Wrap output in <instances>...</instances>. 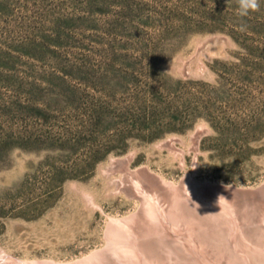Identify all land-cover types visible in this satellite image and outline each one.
I'll return each mask as SVG.
<instances>
[{
    "label": "rangeland",
    "instance_id": "obj_1",
    "mask_svg": "<svg viewBox=\"0 0 264 264\" xmlns=\"http://www.w3.org/2000/svg\"><path fill=\"white\" fill-rule=\"evenodd\" d=\"M218 13L222 15L216 20ZM182 22L189 24L188 29H181ZM210 37L220 39L210 41ZM137 38L175 44L174 57L163 67L175 78L214 85L221 75L224 90L237 101L234 110H228L232 116L244 120L264 109V6L241 16L232 0L220 6L209 0H0V249L7 257L67 264L120 248L124 239L115 233L120 226L112 225L111 218L135 221L143 204L118 188L120 172L102 171L111 158L133 153L132 169L145 167L175 186L187 176L190 182L241 189L264 184V131L238 163L232 157L238 148L208 140L214 131L203 119L185 133L168 134L152 143L130 141L129 149L119 154L104 155L103 134L96 140L75 137L86 119L87 102L102 96L103 86L94 72H105L104 58L123 52L118 45ZM256 63L261 66L254 71ZM77 88L80 94L73 92ZM202 92L200 87L191 88L194 95ZM198 126L205 128L192 140ZM173 136L180 138L175 144L182 155L154 147ZM206 198L209 209L223 215L222 200ZM254 202L264 207V196ZM244 204H238V222L235 215L234 220L218 215L213 230L203 231L206 241L218 231L216 237L230 240L231 247L236 244L228 250L233 264H253L254 238L243 232L261 223L259 212ZM186 220L176 217L169 226L179 257L163 262L150 259V264H226L209 256L200 225L190 226ZM215 223L220 227L215 228ZM146 228L142 223L134 225L140 242L148 239ZM100 262L93 261L104 260Z\"/></svg>",
    "mask_w": 264,
    "mask_h": 264
},
{
    "label": "trees",
    "instance_id": "obj_2",
    "mask_svg": "<svg viewBox=\"0 0 264 264\" xmlns=\"http://www.w3.org/2000/svg\"><path fill=\"white\" fill-rule=\"evenodd\" d=\"M209 1L220 6L224 0ZM232 1L238 6V0ZM259 4L260 9L264 0H259ZM221 15L218 13L214 18L219 20ZM180 27L186 30L189 24L182 22ZM232 38L240 44L237 38ZM171 43L163 39H129L118 45L123 52L106 56L101 63L106 67L105 72H94L103 86L102 96L87 102L86 119L75 137L88 135L96 140V136L103 134L106 142L100 147H104V155L119 154L129 149L130 141L152 143L168 134L185 133L203 119L214 131L208 140L218 146L237 147L238 152L232 154L233 163L240 162L249 154L250 144L264 131V109L242 120L232 116L234 113L229 114L228 110H234L237 101L224 90L221 75L212 85L178 79L164 72L163 67L177 50ZM253 65L254 71L260 69V63ZM192 87L202 88V94H192ZM208 89L210 93L206 92ZM73 92L80 94L81 91L77 88ZM218 104L221 105L218 107ZM97 152L92 151L91 155Z\"/></svg>",
    "mask_w": 264,
    "mask_h": 264
},
{
    "label": "bare ground",
    "instance_id": "obj_3",
    "mask_svg": "<svg viewBox=\"0 0 264 264\" xmlns=\"http://www.w3.org/2000/svg\"><path fill=\"white\" fill-rule=\"evenodd\" d=\"M219 39H220L219 37H210L208 40L216 41ZM204 128H205V126H198L196 128V130L191 135L192 140H195L197 137H199V135L201 134V130ZM191 136H190V138H191ZM176 140H180V138H178L177 136H175V137L173 136L172 138H168V139H166L160 143L158 142V144H156L154 147H157L160 149H167V150H170V151H173L177 154L182 155V151L180 150L181 148L179 149L178 147H176V144H175ZM196 146H197V143L194 144L195 148H196ZM133 157H134L133 153H131V154L129 153L128 155L123 156V157L111 158L110 163L102 171H104V173L106 175H113L117 172L121 173L120 177H118V179H117L118 188L122 192H125L127 195H130L131 197L140 198L142 201V204H143V208L141 209V210H143V213L138 214L135 217V221H133L132 219H129V218H125V217H124L125 219L121 218V220L111 218V220H112L111 224L112 225H115L116 227L120 226V228H118V230L114 229L115 233L118 234L119 238L121 237V239L122 238L124 239L123 244L120 248H114L111 250L110 253H106L103 256L101 255V253H99L101 251H99L91 257H87V258L85 257L86 259H84V260H82L83 259L82 258L81 259L82 261L78 260V262H76V263H74V261H73V263H67V264H94L93 263L94 259L101 260L100 263H102L104 260V263H102V264H150L151 261H153V262H155V261L161 262L162 261L163 262V260L164 261H166V260L170 261V259L171 260L173 258L176 259L177 257H179L178 255L180 254V252H179L180 249L175 245L176 242L174 240H172L170 232H169V226L172 224V220H174L176 217H180L182 219L184 218V219L190 220L192 223V224H190V226L193 225V223H198L201 227L200 229L202 230V232L200 231V229H198L197 232L200 231L202 233V235H201L202 239L201 238L200 239L203 242H205L207 244L206 246L210 249L209 252L211 254L209 256L211 258L216 257L217 261L220 263L226 262V264H233V262L231 261V259L233 257L230 256V253H228V250L230 251L233 246H236V244H234L231 247L228 245L229 243L227 244V242L230 240L225 242V241H222V238L220 236L216 237V235L219 233L218 231H214L210 235V242L208 241L209 239L206 241L205 235L203 236V231L213 230V228L211 226L214 225L213 222L215 221V218L218 219L219 218L218 215H222L221 213L214 212L213 211L214 207H212V210L209 209V206H208L209 204L208 205L206 204V202H208L209 200H207L206 196L209 198H211V197L212 198L213 197L219 198L222 196L220 198L222 200L221 201L222 205L220 207L223 208V210H224L222 216L224 217V215H228L230 217L229 218L227 216L229 219L234 220V218H235L237 220V222L239 219V217H238L239 214H238V210H237L239 207L238 206L239 203L240 204L245 203L249 207H252V209L254 208L256 211L259 212L260 217H261L260 225L257 226V228L254 230H245V231L243 230L244 231L243 234L248 235V236H252L254 238V241H253L254 246L252 245L254 248H252L253 250L250 251V254H251L250 258L252 260V263L253 264H264V225H262V223H264V207H262L261 205H258L254 202V201H256L257 197L260 194L264 196V184L260 185L259 187L255 188V189H253V188L252 189L251 188L250 189H241V187L240 188L231 187V185L226 186V185L218 184V183H209V182L204 183L203 182L204 184L203 183L200 184L199 182L198 183L192 182V181L190 182L189 178H191V176H187L185 179H183V183H181V184L179 183L180 185H178V183H177L178 186L177 185L175 186V185H171L169 183H166L165 181L162 182L159 178L160 176L159 177L156 176L154 173H152L149 169H147L145 167H141V168L139 167L137 169H132L130 167V164H131ZM87 197H88L89 202L92 203L93 199L90 198L89 196H87ZM200 201L204 202V204H202ZM217 201H219V200H217ZM214 204L215 203H212L210 201L211 206H215ZM219 204H221V203H219ZM249 207H247V208H249ZM176 212L178 214H180V216H176ZM219 212H221V211L219 210ZM242 213H244V212L242 211ZM234 215H235V217H234ZM244 217H246V216H244ZM188 220H186V221H188ZM138 223L139 224L142 223V224L147 225V228L145 231L147 234H149V236H146V237H148V239L146 238L147 240H145L144 242H140L137 239L139 233L136 231L137 228L134 229V225H136ZM215 224H217V223H215ZM188 225H189V222H188ZM219 225L217 227H215V226H213V227L218 228V227H220ZM230 226H231V224H230ZM234 226H236V225H234ZM239 227H242V225L240 224ZM236 228H237V226H236ZM236 228H234V229H236ZM228 229L229 228H227V230ZM214 230H216V229H214ZM217 230H219V229H217ZM221 231H222V229H221ZM238 232L240 233L241 230H238ZM226 234L231 238L232 234L230 232H229V234L228 233H226ZM240 234H242V233H240ZM227 235H224V236H226V238H227ZM221 236H222V234H221ZM236 238H234V239H236ZM238 238H239V236H238ZM112 239H114V238L112 237ZM180 239H181V237H180ZM189 239H191V238H189ZM188 242H189V240H188ZM237 242H238V240H237ZM183 243H186V242H183ZM245 243H247V242H245ZM190 245H191L190 247H192V244H190ZM196 246H198V245H196ZM241 246H243V245H241ZM193 247H195V246H193ZM243 247L245 248V246H243ZM234 249H236V248H234ZM234 249H233V251H234ZM194 250H196V249H194ZM242 251L240 250V252H242ZM93 253H91V254H93ZM198 254H199V252H198ZM238 254H240V253H238ZM242 254H244V253H242ZM90 255H88V256H90ZM176 255H177V257H176ZM239 256H243V255L240 254ZM234 257H236V256H234ZM244 257L247 258L248 256L244 255ZM8 258H10L9 262H11V263H13L15 261V259L13 257L9 256ZM150 259H151V261H150ZM192 259H194V258H192ZM234 259H236V258H234ZM247 261H249V260H247ZM25 262H26V264H34L35 263V261H34V263H29L27 261H25ZM42 262H44V261H42ZM192 263H194V262L192 261ZM244 263H246V262H244ZM234 264H236V263H234ZM248 264H250V263H248Z\"/></svg>",
    "mask_w": 264,
    "mask_h": 264
},
{
    "label": "clouds",
    "instance_id": "obj_4",
    "mask_svg": "<svg viewBox=\"0 0 264 264\" xmlns=\"http://www.w3.org/2000/svg\"><path fill=\"white\" fill-rule=\"evenodd\" d=\"M238 6L239 14L247 16L250 12L259 10L260 4L259 0H238ZM9 259L4 250L0 249V264H8ZM13 264H26V262L23 259H16Z\"/></svg>",
    "mask_w": 264,
    "mask_h": 264
}]
</instances>
